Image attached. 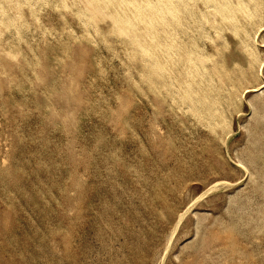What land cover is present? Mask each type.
<instances>
[{
    "label": "rangeland",
    "instance_id": "1",
    "mask_svg": "<svg viewBox=\"0 0 264 264\" xmlns=\"http://www.w3.org/2000/svg\"><path fill=\"white\" fill-rule=\"evenodd\" d=\"M100 1L0 0V264H264V0Z\"/></svg>",
    "mask_w": 264,
    "mask_h": 264
},
{
    "label": "bare ground",
    "instance_id": "2",
    "mask_svg": "<svg viewBox=\"0 0 264 264\" xmlns=\"http://www.w3.org/2000/svg\"><path fill=\"white\" fill-rule=\"evenodd\" d=\"M89 1H90V0H89ZM91 1H92V0H91ZM97 1H99V0H97ZM101 1H102V0H101ZM101 1H100V2H101ZM103 1H104V0H103ZM107 1H108V0H107ZM110 1H111V0H110ZM119 1H120V0H119ZM128 1H129V0H128ZM141 1H142V0H141ZM148 1H149V0H148ZM155 1H157V0H155ZM159 1L162 2V0H159ZM179 1H180V0H179ZM182 1H183V0H182ZM187 1H189V0H186V4H187ZM194 1H195V0H194ZM194 1H193V4L195 3ZM214 1H215V0H214ZM247 1H248V0H247ZM3 2H4V1H3ZM5 2H7V1H5ZM8 2H10V1H8ZM61 2H62V1H61ZM64 2H65V1H64ZM111 2H112V1H111ZM113 2H114V1H113ZM131 2H132V0H131ZM143 2H144V0H143ZM180 2H181V1H180ZM189 2H190V1H189ZM189 2H188V4H189ZM212 2H213V1H212ZM228 2H229V1H228ZM241 2H243V1H241ZM250 2H251V1H250ZM89 3H90V2H89ZM104 3H105V2H104ZM106 3H107V2H106ZM114 3H115V2H114ZM125 3H126V5H127V2H125ZM132 3H133V2H132ZM141 3H142V2H141ZM146 3H148V2L146 1ZM157 3L159 4V2H157ZM162 3H163V2H162ZM183 3H185V2L183 1ZM191 3H192V1H191ZM191 3H190V5H192ZM219 3H221V1H220ZM219 3H217V4H218L217 6H219ZM229 3H230V2H229ZM229 3H228V4H229ZM245 3H246V2H245ZM251 3H252V2H251ZM7 4H8V3H7ZM63 4H65V3H63ZM123 4H124V3H123ZM148 4H149V5L147 6V9H148V7L150 6V7H151V8H150V11L144 9V6H143L142 4L140 5V4L134 2V3H133V7H134V10H135V11H134V16L131 17L130 15H128V16H130V17H129V18L127 17L126 19H123V18L120 19V18H118V17H114L115 22H118L119 24H118V23H117V24L120 25V27H122V28H124V29H130V28H133V26H134V22H133V21L137 20L136 18H138V17H140V16L146 15V17H145L146 19H147V17H149L150 22H147V21L145 20L147 23H149V25H150V23H151V24L154 23L153 21L156 20L155 18H156L157 16H160V17H163V16H164V14H165L166 11L163 10L161 7H160V8H159V7L157 8V7L155 6L156 3H154V4H155V5H154L153 3H151V1H149ZM166 4H167V7H169V9L166 7V8L168 9V10L166 9L167 12L169 13V14H166V15H168V16L170 15L171 17L173 16V17H174L175 19H177V21H178V19L181 17V16H180L181 14H179L178 10H177L176 8H174V5L177 4L176 0H168V2H167ZM203 4H204V3H203ZM206 4H207V3H205V5H206ZM231 4H233V3H231ZM237 4H238V3H237ZM246 4H249V3H246ZM1 5H2V4H1ZM1 5H0V6H1ZM4 5H6V4L4 3ZM60 5H61V4H60ZM112 5H113V3H112ZM112 5H110V6H112ZM145 5H146V4H145ZM162 5L165 6L164 3H163ZM177 5H178V4H177ZM177 5H176V6H177ZM183 5H185V4H183ZM205 5H202V6H205ZM208 5H210L209 2H208ZM211 5H212V4H211ZM221 5H222V3H221ZM242 5H244V3H243ZM242 5H241V8L243 7ZM18 6H19V5H18ZM58 6H59V5H58ZM91 6H93V5L91 4ZM94 6H95V4H94ZM105 6L107 7L108 5L105 4ZM105 6H104V7H105ZM116 6H117V5H116ZM160 6H161V5H160ZM179 6H180V5H179ZM223 6L226 8L227 5H223ZM236 6H237V5H236ZM61 7H62V6H61ZM63 7L65 8L66 5L63 6ZM63 7H62V8H63ZM98 7H99V6H98ZM121 7H122V6H121ZM186 7L188 8V11L190 12V10H189V6L187 5ZM186 7L184 6V8H186ZM193 7H194V6H193ZM205 7H207V6H205ZM245 7H246V6H245ZM248 7H249V6H248ZM2 8H3V7H2ZM90 8H91V7H90ZM112 8H113V7H112ZM125 8H126V7H125ZM128 8H129V7H128ZM179 8H180V7H179ZM194 8H195V7H194ZM225 8H224V9H225ZM233 8H236V7L234 6ZM253 8H255V7H253ZM101 9H102V8H101ZM118 9H119V8H118ZM118 9H117V10H118ZM120 9H121V8H120ZM180 9H181V8H180ZM182 9H183V7H182ZM208 9H210V7L207 8V10H208ZM226 9H228V8H226ZM236 9H237V8H236ZM238 9H239V7H238ZM238 9H237V11H238ZM247 9H250V8H247ZM4 10H5V9H4ZM7 10H8V9H7ZM89 10H90V11H92V10H93V11H95V10L97 11V10H99V9L96 8V7H93L92 10H91V9H89ZM115 10H116V8H115ZM126 10H127V9H126ZM144 10H146V11H144ZM191 10H192V9H191ZM203 10H204V9H203ZM207 10H206V11H207ZM212 10H216V9L213 8ZM230 10H232L231 7H230ZM240 10H242V9H240ZM250 10H251V9H250ZM254 10H255V9H254ZM2 11H3V10H2ZM8 11H9V10H8ZM8 11H7V13H8ZM101 11H103V10H101ZM124 11H125V10H123V13H124ZM130 11H131V10H130ZM147 11H148V12H147ZM184 11H185V10H183L182 12H184ZM221 11H223V10H221ZM227 11H229V10H227ZM235 11H236V10H235ZM237 11H236V12H237ZM243 11H244V10H243ZM252 11H253V9H252ZM4 12H5V11H4ZM4 12H2V13H4ZM103 12H104V11H103ZM115 12H116V11H115ZM186 12H187V11H186ZM255 12H256V10H255ZM9 13H10V12H9ZM125 13H126V12H125ZM125 13H124V14H125ZM148 13H149V14H148ZM190 13H191V12H190ZM202 13H203V15H204V12H202ZM202 13H201V14H202ZM207 13H208V12H207ZM216 13H217V12H216ZM225 13H226V15L229 14V13L227 14L226 11H225ZM239 13H240V14H239ZM239 13H238V14H239L240 16H242V15H241V12H239ZM244 13H245V12H244ZM251 13H252V12H251ZM253 13H254V12H253ZM253 13H252V14H253ZM4 14H5V13H4ZM128 14H129V13H128ZM191 14H192V13H191ZM195 14H197V13H195ZM195 14H194V15H195ZM198 14H199V13H198ZM232 14H233V12H232ZM242 14H243V12H242ZM256 14H257V13H256ZM0 15H1V14H0ZM117 15H119V14L117 13ZM121 15H122V14H121ZM187 15H188V14H187ZM203 15H202V16H203ZM219 15H220V12H219ZM243 15H244V14H243ZM115 16H116V14H115ZM199 16H200V15H199ZM199 16H198V17H199ZM206 16H207V15H206ZM208 16H209V14H208ZM224 16H225V15H224V13H223V18H224ZM229 16H230V15H229ZM232 16H233V15H232ZM240 16H239V18H240ZM245 16H247V15H245ZM248 16H249V12H248ZM248 16H247V17H248ZM250 16H251V14H250ZM253 16H254V18H255V15H253ZM0 17H1V16H0ZM4 17H6V16H4ZM166 17H167V16H166ZM182 17H183V16H182ZM196 17H197V16H196ZM225 17L227 18L228 16H225ZM234 17H235V14H234ZM236 17H237V16H236ZM247 17H246V18H247ZM124 18H125V17H124ZM145 18H144V19H145ZM167 18H168V17H167ZM183 18H184V17H183ZM208 18H209V17H208ZM229 18H230V17H229ZM239 18H238V19H239ZM243 18H244V17H243ZM250 18H251V17H250ZM252 18H253V17H252ZM132 19H134V20H132ZM160 19H162V18H160ZM163 19H165V18L163 17ZM169 19H170V18H169ZM175 19H174V20H175ZM189 19H190V18H189ZM203 19H204V18H202V19L200 18V20L204 21ZM227 19H228V18H227ZM232 19H233V18H232ZM232 19L230 18V20H232ZM236 19H237V18H236ZM247 19H249V17H248ZM2 20H3V19H2ZM8 20H9V19H8ZM147 20H148V19H147ZM190 20H191V19H190ZM195 20H196V19H195ZM223 20H224V19H223ZM228 20H229V19H228ZM233 20H234V19H233ZM142 21H144L143 18H142ZM145 21H144V22H145ZM175 21H176V20H175ZM177 21H176V22H177ZM196 21H197V20H196ZM202 21H201V22H202ZM207 21H208V19H207ZM210 21H211V18H210ZM226 21H227V20H226ZM245 21H246V20H245ZM250 21H251V20H249V22H250ZM3 22H5V21L3 20ZM121 22H123V24H121ZM136 22H137V21H136ZM171 22H172V20H171ZM179 22H180V21H179ZM187 22H188V21H187ZM214 22H215V21H214ZM218 22H221V21L218 20ZM234 22H235V21H234ZM236 22H237V21H236ZM241 22H242V21H241ZM246 22H248V21H246ZM1 23H2V21H1ZM137 23H139V21H138ZM155 23H156V21H155ZM160 23H163V20H162V22H160ZM160 23H159V24H160ZM164 23H165V25H164V28H165V26H166L167 23H166V22H164ZM174 23H175V22H173V24H174ZM190 23H191V22H189V24H190ZM195 23H197V22H195ZM227 23H231V22L228 21ZM242 23H244V22H242ZM191 24H192V23H191ZM191 24H190V25H191ZM198 24H199V23H198ZM201 24H202V23H201ZM211 24H212V23H211ZM232 24H233V22H232ZM235 24H236V23H235ZM238 24H240V23H238ZM149 25H148V26H149ZM177 25H178V24H177ZM179 25H180V24H179ZM181 25H182V24H181ZM186 25H188V24H186ZM205 25H206V24H205ZM208 25H210V24H208ZM220 25H221V23H220ZM247 25H248V24H247ZM137 26L139 27V24H138ZM154 26H155V25H154ZM161 26H163V25H161ZM161 26H159V28H160ZM168 26H169V23H168ZM195 26H196V25H195ZM218 26H219V25H218ZM230 26H232V25H230ZM239 26H243V24H242V25H239ZM244 26H245V24H244ZM140 27H141V26H140ZM140 27H139V28H140ZM142 27H143V26H142ZM150 27H151V26H150ZM178 27H179V26H178ZM178 27H177V28H178ZM180 27H181V26H180ZM182 27H183V25H182ZM206 27H207V26H206ZM206 27H205V28H206ZM211 27H212V26H211ZM222 27H224V26H222ZM246 27H247V26H246ZM152 28H153V27H152ZM154 28H156V27H154ZM167 28H168V27H167ZM167 28H166V29H167ZM196 28H197V27H196ZM200 28H201V26H200ZM218 28H221V26L218 27ZM218 28H217V29H218ZM227 28H228V27H227ZM237 28H238V26H237ZM237 28H236V29H237ZM243 28H244V27H243ZM147 29H148V28H147ZM166 29H165V30H166ZM171 29H172V32H173V28H172V27H171ZM180 29H182V28H180ZM180 29H179V30H180ZM184 29H185V28H184ZM191 29H192V28H191ZM197 29H198V28H197ZM229 29H230V27H229ZM232 29H234V28H232ZM236 29H234V30H236ZM241 29H242V28H241ZM245 29H246V28H245ZM131 30H132V29H131ZM156 30H157V29H156ZM158 30H159V29H158ZM158 30H157V32H158ZM161 30H162V27H161ZM161 30H160V31H161ZM187 30H188V29H187ZM193 30H195V29H193ZM201 30H202V29H201ZM213 30H214V26H213ZM222 30H223V29H222ZM176 31H177V30H176ZM198 31H199V30H198ZM214 31H215V30H214ZM230 31H231V29H230ZM243 31H244V30H243ZM148 32H149V29H148ZM153 32H154V31H153ZM153 32H152V33H153ZM165 32H166V31H165ZM165 32L163 31L162 33H165ZM169 32H171V31H169ZM181 32H183V30H181ZM186 32H187V31H185V33H186ZM191 32H192V31H191ZM191 32H190V33H191ZM201 32H202V31H201ZM203 32H204V30H203ZM205 32H206V29H205ZM208 32H209V31H208ZM219 32H220V30H219ZM235 32H237V31H234V33H235ZM245 32H246V30H245ZM133 33H135V32L133 31ZM154 33L156 34V32H154ZM162 33H161V34H162ZM221 33H222V32H220V34H221ZM231 33H232V32H231ZM234 33H233V34H234ZM247 33H248V32H247ZM247 33H246V34H247ZM170 34H171V33H170ZM176 34H177V33H176ZM181 34H182V33H181ZM192 34H194V33H192ZM242 34H243V33H242ZM246 34H245V35H246ZM134 35H135V34H134ZM138 35H139V34H138ZM138 35H137L136 37H135V36H134V37H135V38H138ZM152 35H153V34H152ZM158 35H160V34L158 33ZM162 35H163V34H162ZM166 35H168V34H166ZM166 35H165V36H166ZM186 35H187V33H186ZM189 35H191V34H189ZM198 35H199V34H198ZM201 35H202V34H200V36H201ZM209 35H211V34H208V38H210ZM218 35H219V33L217 34V36H218ZM235 35H238V32H237ZM247 35H248V34H247ZM170 36H171L170 38L173 37V35H170ZM183 36H184V34H183ZM191 36H192V35H191ZM200 36H199V37H200ZM241 36H242V35H241ZM248 36H250V35H248ZM139 37H141V36H139ZM142 37H143V35H142ZM153 37H154V36H153ZM156 37H157V36H156ZM160 37H161V36H160ZM185 37H186V36H185ZM187 37H188V36H187ZM187 37H186V38H187ZM192 37H193V36H192ZM199 37H198V38H199ZM202 37H203V36H202ZM202 37H201V38H202ZM206 37H207V36H206ZM223 37H224V36H223ZM243 37H244V36H243ZM251 37H252V36H251ZM157 38H158V37H157ZM174 38H175V40H176L177 37H174ZM174 38H173V39H174ZM181 38H182V37H181ZM208 38H207V39H208ZM211 38H213V37H211ZM221 38H222V36H221ZM246 38H247V37H246ZM246 38H244V39H246ZM253 38H254V36H253ZM133 39H134V38H133ZM146 39H147V38H146ZM146 39L144 38V40H146ZM150 39H151V38H150ZM153 39L156 40L155 38H153ZM162 39H165V38H162ZM167 39H168V38H167ZM239 39L242 40V38H240V37H239ZM248 39H249V37H248ZM248 39H246V40H248ZM141 40H142V39H141ZM154 40H153L152 42H153V43H156V41L154 42ZM159 40H160V39H159ZM178 40H179V39H178ZM178 40H177V41H178ZM184 40H185V39H184ZM190 40H191V42L193 41L191 38H190ZM190 40H188V41H190ZM224 40H225V37H224ZM262 40H263V39H262ZM134 41H137V40H134ZM157 41H158V39H157ZM169 41H170V43H171V40H169ZM177 41H176V42H177ZM180 41H181V40H180ZM180 41H179V42H180ZM215 41H216V40H215ZM215 41H214V43H215ZM226 41H227V40H226ZM238 41H239V40H238ZM248 41H250V39H249ZM251 41H252V38H251ZM160 42H161V41H160ZM163 42H164V41H163ZM174 42H175V41H174ZM186 42H187V41H186ZM195 42H196V41H195ZM236 42H237V40H236ZM246 42H247V41H244V43H243V41H242L243 44H245ZM214 43H212V44H214ZM234 43H235V42H234ZM247 43H248V42H247ZM263 43H264V42H263ZM179 44H180V43H179ZM184 44L186 45V43L183 41V44H181V45H184ZM187 44H188V42H187ZM190 44H192V43H190ZM194 44H195V43H194ZM216 44H217V43H216ZM158 45H159V43H158ZM164 45H165V44H164ZM185 45H184V46H185ZM217 45H218V44H217ZM160 46L162 47L161 44H160ZM167 46H168V47L170 46V47L172 48L173 45H171V44L168 45V44H167ZM177 46H178V45H177ZM184 46H183V47H184ZM190 46H192V45H190ZM197 46H198V45H197ZM246 46H248V45H246ZM156 47H157V49H158V46H156ZM170 47H169V48H170ZM179 47H180V45H179ZM183 47H181V48L184 49V51H186L187 49H189V47H188V48H187V47L183 48ZM194 47H195V45L193 46V50H194ZM216 47H217V46H216ZM227 47H228V46H227ZM164 48H165V46H164ZM173 48H174V46H173ZM175 48H176V47H175ZM186 48H187V49H186ZM197 48H198V47H197ZM247 48H248V47H247ZM247 48H246V49H247ZM159 49H160V48H159ZM167 49H168V48H167ZM176 49L178 50L179 48L177 47ZM182 49H181V50H182ZM191 49H192V48H191ZM220 49H221V48H220ZM224 49H225V48L223 47V50H224ZM246 49H244V50H246ZM164 50H166V49H164ZM168 50H170V49H168ZM168 50H166V52H168ZM226 50H227V49H226ZM172 51H173V50H172ZM172 51H171V52H172ZM195 51H196V49H195ZM195 51H194V52H195ZM237 51H238V50H237ZM158 52H159V51H158ZM158 52H156L155 55L158 54ZM160 52H161V51H160ZM164 52H165V51H164ZM173 52H174V51H173ZM181 52H182V51H181ZM187 52H188V51H186V53H187ZM223 52H224V51H223ZM182 53H183V52H182ZM186 53L184 52V54H186ZM188 53H189V52H188ZM247 53H248V52H247ZM159 54H160V53H159ZM159 54H158V55H159ZM164 54H165V53H164ZM172 54H174V53H172ZM190 54H192V53H190ZM196 54H197V51H196ZM160 55H161V54H160ZM166 55H167V54H166ZM166 55H165V56H166ZM168 55H169V54H168ZM168 55H167V56H168ZM243 55H244V53H243ZM165 56H163V57H165ZM175 56H176V55H175ZM179 56H180V55H179ZM190 56H191V55H190ZM223 56H224V55H223ZM249 56H250V55H249ZM251 56H252V55H251ZM158 57H159V56H158ZM161 57H162V55H161ZM168 57H169V56H168ZM186 57H187V56H186ZM209 58H210V56H209ZM155 59H156V57H155ZM157 59H158V58H157ZM159 59H160V58H159ZM169 59H170V58H169ZM178 59H179V58H178ZM189 59H191V58H189ZM207 59H208V58H207ZM253 59H254V58H253ZM172 60H173V58H172ZM186 60H187V62H188V59H186ZM223 60H224V59H223ZM235 60H236V59H235ZM159 61H160V60H159ZM169 61H170V60H169ZM173 61H174V60H173ZM175 61H176L175 63H177V60H176V59H175ZM178 61H179V60H178ZM189 61H191V60H189ZM212 61H213V60H212ZM212 61H211V62H212ZM236 61H237V60H236ZM253 61H254V60H253ZM187 62H185V63H187ZM191 62H193V63L195 64L194 61H191ZM232 62H233V60H232ZM165 63H166V62H165ZM173 63H174V62H173ZM179 63H180V62H179ZM193 63H192V66H193ZM167 64H169L170 67H171V64H170V63H167ZM167 64H165L164 67H165ZM180 64H181V63H180ZM187 64H188V63H187ZM197 64H198V63H197ZM197 64H195V66H196ZM199 64H200V63H199ZM217 64H218V62H217ZM220 64H221V63H220ZM253 64H254V63H253ZM176 65H177V64H176ZM176 65H175V66H176ZM204 65H205V64H204ZM207 65H208V64H207ZM218 65H219V64H218ZM224 65H225V64H224ZM231 65H232V64H231ZM154 66H155V65H154ZM184 66H185V65H184ZM186 66H187V65H186ZM222 66H223V64H222ZM242 66H243V65H242ZM250 66H251V64H250ZM167 67H169V66H166L165 68H167ZM180 67L183 68V67H182V64H181ZM197 67H198V66H197ZM201 67H202V66H201ZM229 67H230V66H229ZM254 67H255V66H254ZM155 68H156V66H155ZM172 68L174 69L175 67H172ZM195 68H196V67H195ZM199 68H200V67H199ZM199 68H198V69H199ZM208 68H209V67H208ZM208 68H207V69H208ZM218 68H219V67H218ZM223 68H224V67H223ZM225 68H226V66H225ZM227 68H228V66H227ZM227 68H226V69H227ZM169 69H170V68H169ZM169 69H168V70H169ZM173 69H172V70H173ZM176 69H178V68H176ZM179 69H180V68H179ZM185 69H186V68H185ZM185 69H184V70H185ZM191 69H192V68H191ZM191 69H190V70H191ZM207 69H205V70H207ZM187 70H188V69H187ZM192 70H193V69H192ZM208 70H210V69H208ZM220 70H221V69H220ZM245 70H246V69H245ZM160 71H161V70H160ZM174 71H175V69H174ZM177 71H178V70H177ZM195 71H196V70H195ZM255 71H256V70H255ZM255 71H254V72H255ZM169 72H170V71H169ZM182 72H184V73H185V76H186V72H185V71H182ZM187 72H188V71H187ZM203 72H204V71H203ZM203 72H201V73L204 74ZM219 72H220V71H219ZM233 72H234V71H233ZM239 72H240V71H239ZM241 72H242V71H241ZM244 72H246V71H244ZM244 72H243V73H244ZM247 72H248V71H247ZM175 73H177V72H175ZM175 73H173V74H175ZM179 73L181 74V72H179ZM198 73H200V72H198ZM198 73H197V74H198ZM221 73H222V71H221ZM180 74H179V76H180ZM190 74H192L191 71H190ZM193 74H194V73H193ZM211 74H212V73H211ZM211 74H210V76H211ZM237 74H238V73H237ZM245 74H247V73H245ZM253 74H254V73L252 72V77L254 76ZM175 75H176V74H175ZM177 75H178V74H177ZM199 75H200V74H199ZM239 75H240V74H239ZM163 76H164V75H163ZM165 76H166L167 79H168L169 75L167 76V74H166ZM179 76H178V77H179ZM182 76H184V75H182ZM185 76H184V77H185ZM188 76H189V75H188ZM231 76H232V75H231ZM248 76H249V74H248ZM255 76H256V75H255ZM172 77H173V76H172ZM172 77H171V78H172ZM176 77H177V76H176ZM176 77H175V78H176ZM178 77H177V78H178ZM195 77L198 79V76H195ZM201 77L203 78V76H201ZM205 77H207V75H206ZM212 77H213V75H212ZM215 77H216V76H215ZM252 77H251V78H252ZM181 78H182V77H180V79H181ZM187 78H188V77H187ZM196 78H192V80H193V79H196ZM164 79H166V78L164 77ZM180 79H179V80H180ZM185 79H186V78H185ZM185 79H183V82H185ZM226 79H227V77H226ZM232 79H233V78H232ZM234 79H235V77H234ZM169 80H170V79H168V81H169ZM176 80H177V79H176ZM188 80H189V79H188ZM201 80H202V79H201ZM209 80H211V78H210ZM180 81H181V80H180ZM189 81L191 82V80H189ZM213 81H215L214 78H213ZM213 81H212V84H213ZM237 81H238V79H237ZM183 82L181 81V84L184 85ZM204 82H205V81H204ZM206 82H207V81H206ZM209 82H210V81H209ZM215 82H216V81H215ZM225 82H226V85L229 84V83H227V82H228L227 80H226ZM167 83H169V82H167ZM171 83H173V81H172ZM179 83H180V82H179ZM179 83H178V84H179ZM185 83H186V82H185ZM195 83H196V82H195ZM201 83H202V82H201ZM174 84H175V83H174ZM189 84H190V83H189ZM196 84H197V83H196ZM212 84H211V85H212ZM219 84H220V83H219ZM168 85H169V84H168ZM170 85H172V84H170ZM185 85H186V84H185ZM187 85H188V84H187ZM203 85H204V84H203ZM203 85H202L201 87H203ZM211 85H210V86H211ZM215 85H216V83H215ZM220 85H221V84H220ZM231 85H232V84H231ZM172 86H173V88H175L174 85H172ZM194 86H195V85H194ZM199 86H200V85H199ZM199 86L197 85V88H200ZM205 86H208V83H206ZM217 86H218V85H217ZM222 86H223V85H222ZM222 86H221V87H222ZM178 87H179V86H178ZM180 87H181V85H180ZM187 87H189V85H188ZM187 87H186V88H187ZM221 87H220V88H221ZM251 87H252V86H251ZM182 88L184 89V87H182ZM186 88H185V89H186ZM193 88H194V87H193ZM206 88H207V87H206ZM216 88H217V87H216ZM223 88H224V87H223ZM234 88H235V87H234ZM247 88H248V87H247ZM201 89H203V88H201ZM211 89H213V88H211ZM211 89H210V90H211ZM178 90H179V89H178ZM180 90H181V89H180ZM191 90H192V89H191ZM203 90H205V89H203ZM208 90H209V87H208ZM213 90H214V89H213ZM216 90H217V89H216ZM218 90H219V87H218ZM195 91H196V88H195ZM201 91H202V90H201ZM183 92H184V91H183ZM185 92H187V90H186ZM185 92H184V93H185ZM202 92H203V91H202ZM202 92H201V93H202ZM209 92H210V91H209ZM179 93H180V92H179ZM195 93H196V92H194V94H195ZM197 93H198L199 96H200V93H199L198 91H197ZM187 94H188V93H187ZM189 94H190V91H189ZM192 94H193V92H191V95H192ZM202 94H203V93H202ZM202 94H201V95H202ZM204 94H205V95L207 94L206 90H205V93H204ZM230 94H232V93H230ZM237 94H239V93H237ZM205 95H203V96L205 97ZM239 95H240V94H239ZM195 96H196V95H195ZM203 96H200L201 99H202ZM231 97H232V96H231ZM194 99H195V98H194ZM197 99H198V97H197ZM199 99H200V98H199ZM204 99H205V101H206V97H205ZM194 102H195V101H194ZM194 102H193V100H192V103H194ZM200 102L202 103V101H200ZM206 103H207V102H206ZM208 103H209V102H208ZM194 104H196V102H195ZM198 104L200 105V103H198ZM203 104H205L204 101H203L202 105H203ZM191 106H192V105H191ZM195 106H196V105H195ZM198 107H199V106H197V109H198ZM193 109H194V108H193Z\"/></svg>",
    "mask_w": 264,
    "mask_h": 264
}]
</instances>
